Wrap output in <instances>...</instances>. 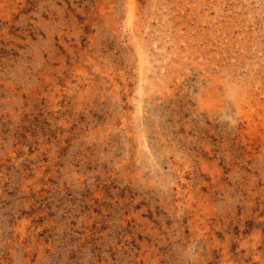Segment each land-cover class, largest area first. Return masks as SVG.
Returning <instances> with one entry per match:
<instances>
[{
    "label": "rangeland",
    "instance_id": "374dc122",
    "mask_svg": "<svg viewBox=\"0 0 264 264\" xmlns=\"http://www.w3.org/2000/svg\"><path fill=\"white\" fill-rule=\"evenodd\" d=\"M128 4L0 0V264H264V0Z\"/></svg>",
    "mask_w": 264,
    "mask_h": 264
},
{
    "label": "bare ground",
    "instance_id": "6f19581e",
    "mask_svg": "<svg viewBox=\"0 0 264 264\" xmlns=\"http://www.w3.org/2000/svg\"><path fill=\"white\" fill-rule=\"evenodd\" d=\"M129 5V4H128ZM134 0H130V5H129V10H128V17L131 19L132 18V15H133V12H134ZM137 11V10H136ZM135 14V13H134ZM139 20V19H138ZM137 24V23H136ZM132 25V23H131ZM135 26V25H134ZM133 26V27H134ZM137 26V25H136ZM138 27V26H137ZM131 28V27H129ZM142 28V27H141ZM144 30V29H143ZM137 31V30H136ZM141 31V30H140ZM138 32V31H137ZM133 33V32H131ZM135 38V37H134ZM145 44V43H144ZM147 55V54H146ZM142 57V56H141ZM148 57H145L144 60H146ZM142 61V60H141ZM144 63V62H143Z\"/></svg>",
    "mask_w": 264,
    "mask_h": 264
}]
</instances>
